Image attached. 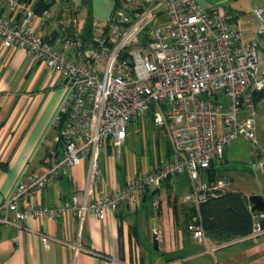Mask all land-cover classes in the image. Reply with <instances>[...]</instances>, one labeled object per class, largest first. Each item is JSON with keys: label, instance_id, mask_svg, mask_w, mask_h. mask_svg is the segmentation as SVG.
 Masks as SVG:
<instances>
[{"label": "built area", "instance_id": "1", "mask_svg": "<svg viewBox=\"0 0 264 264\" xmlns=\"http://www.w3.org/2000/svg\"><path fill=\"white\" fill-rule=\"evenodd\" d=\"M8 5L10 15H0L3 47L24 50L45 64L62 78L68 93L53 120L56 135L45 142L43 171L25 176L0 205V226L21 228L29 217L104 220L122 205L135 209L147 189L184 175L191 189L181 202L197 208L229 189V178L210 183L204 176L230 142L242 137L258 144L254 94L264 93V7L254 11L257 27L249 37L235 15L195 0H118L104 27L93 22L92 42L86 46L76 33L57 45L37 35L34 21L46 20L48 10L38 14L17 0ZM148 114L156 127L167 128L171 158L130 177L124 187L98 191L102 155L109 147L122 149L132 123ZM82 164L87 176L80 193L56 206L39 203L51 182L69 178ZM256 168L264 174V153ZM160 203L157 197L153 206ZM252 214L251 231L236 242L264 236V213ZM188 231L209 253L230 244L208 245L198 215ZM42 242L49 247V237L42 235Z\"/></svg>", "mask_w": 264, "mask_h": 264}, {"label": "crops", "instance_id": "2", "mask_svg": "<svg viewBox=\"0 0 264 264\" xmlns=\"http://www.w3.org/2000/svg\"><path fill=\"white\" fill-rule=\"evenodd\" d=\"M8 1L0 0V15H10ZM17 1L28 3L34 9L42 4L41 0ZM117 4L118 0L54 2L46 20L35 19V32L57 45L64 38L80 34L89 11L93 22L104 27ZM205 6L202 5L207 9ZM238 20L245 33L253 37L257 27L254 15L250 18L240 14ZM263 40L260 41L264 52ZM62 83L60 76L26 51L6 49L0 42V205L25 176L43 171L45 142L50 144L56 135L53 120L68 93ZM260 120L256 124L257 146L238 138L225 147L222 159L212 166L217 180L229 178L231 181L227 191L240 192L247 198L264 194L256 181H264V174L255 172L264 153V116ZM247 142L253 149L252 154L246 151ZM104 155L103 183L98 191L110 192L124 187L130 177L146 174L132 175L109 150ZM86 176V164L73 168L69 178L54 180L39 194V203L56 206L64 198L80 193ZM204 178L210 183L217 181L210 179L209 172ZM190 189L187 176L173 178L171 185L162 189L164 199L154 217L146 204H141V196L135 209L122 205L117 212H109L104 220L91 215L82 222L72 215L58 221L29 217L21 228L0 226V264H264V236L236 242L237 237L209 234L208 245L230 243L209 253L207 245L198 244L183 230L181 220L175 219L169 197L181 198ZM143 223L147 229L142 237ZM155 233L158 250L153 247ZM42 235L50 239L48 248L43 246Z\"/></svg>", "mask_w": 264, "mask_h": 264}, {"label": "rangeland", "instance_id": "3", "mask_svg": "<svg viewBox=\"0 0 264 264\" xmlns=\"http://www.w3.org/2000/svg\"><path fill=\"white\" fill-rule=\"evenodd\" d=\"M195 1H198L202 5H206L205 7H207V9H211L214 7L226 10L232 15L239 13L242 14V16H247L250 18H252L256 9L264 7V0ZM262 46L264 48V40ZM256 105L257 121L259 120L258 122L260 123V117L264 116V98L257 102ZM246 144V151L249 154H252L253 149L251 148L248 142ZM107 150H109L114 155L120 165L124 164L125 167L129 169L132 175H141L145 172H151L152 167L161 166L164 162L168 161L172 153L171 142L167 128L156 127L152 121L151 114H148L139 121L132 123L128 132V138L122 149L117 150L113 147H109ZM101 159L103 165V162H105V155H102ZM255 172L258 175L262 174L260 171L258 172L255 170ZM256 181L258 182V187L260 188V190H263L264 181L262 179H258ZM158 195H160L159 198L162 201L164 199V193L162 192ZM154 198L150 199L149 201L145 200L147 203L143 204L144 206L146 204V207L148 209V212H150L151 217H154L156 215L157 209L159 208L151 204ZM182 198L183 196L180 199ZM142 203L143 202H141V204ZM146 229V225L143 223L140 228L142 237L146 233Z\"/></svg>", "mask_w": 264, "mask_h": 264}, {"label": "trees", "instance_id": "4", "mask_svg": "<svg viewBox=\"0 0 264 264\" xmlns=\"http://www.w3.org/2000/svg\"><path fill=\"white\" fill-rule=\"evenodd\" d=\"M41 0L42 4L35 8V11L40 14L44 10H48L52 0ZM240 15V14H239ZM239 15H235L238 18ZM93 31V18L88 12V17L83 30L79 36L83 40L86 46H89L92 42ZM264 98V93H255L254 102H259ZM171 158V157H170ZM207 172L210 173V179H216L214 168L211 167ZM207 176V174H206ZM173 178H169L163 182L159 188H149L141 196V202L147 203L154 197H160L163 188H167L172 183ZM217 180V179H216ZM155 200V198H154ZM153 200V201H154ZM153 201L151 204L153 205ZM169 201L172 202V209L175 215V219L181 220V226L183 230L190 234L188 231V224L191 222L192 217L198 215L203 226L204 232L209 234H224L231 237H241L247 235L253 226V214L250 209L248 198L246 195L240 192L225 191L218 197L210 198L207 201L201 203L197 208L194 205L182 203L180 196H171ZM149 203V202H148ZM161 205V204H160ZM160 207V206H159ZM159 210V208L157 209ZM182 218V219H181Z\"/></svg>", "mask_w": 264, "mask_h": 264}, {"label": "water", "instance_id": "5", "mask_svg": "<svg viewBox=\"0 0 264 264\" xmlns=\"http://www.w3.org/2000/svg\"><path fill=\"white\" fill-rule=\"evenodd\" d=\"M249 205L251 206L252 212L264 213V197L263 195H251L248 198ZM153 247L155 250L159 249L158 236L155 233L153 235Z\"/></svg>", "mask_w": 264, "mask_h": 264}]
</instances>
